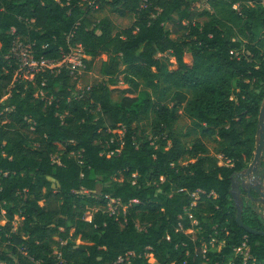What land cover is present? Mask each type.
<instances>
[{
    "label": "trees",
    "instance_id": "trees-1",
    "mask_svg": "<svg viewBox=\"0 0 264 264\" xmlns=\"http://www.w3.org/2000/svg\"><path fill=\"white\" fill-rule=\"evenodd\" d=\"M262 2L0 0V264H264L232 196L264 99ZM105 10L133 22L115 32ZM16 39L51 60L80 46L100 79L78 94L65 70L15 83ZM120 81L131 97L113 104ZM181 115L200 137L181 141Z\"/></svg>",
    "mask_w": 264,
    "mask_h": 264
},
{
    "label": "built area",
    "instance_id": "built-area-1",
    "mask_svg": "<svg viewBox=\"0 0 264 264\" xmlns=\"http://www.w3.org/2000/svg\"><path fill=\"white\" fill-rule=\"evenodd\" d=\"M84 1L89 2L91 6L97 8L98 0ZM262 4L264 5V0ZM33 47L34 46L32 44H24L18 39L13 41L9 57L10 59L14 60L16 64L14 73L15 83L21 80L33 82L35 77L41 73L48 72L51 74H57L61 70L67 71L72 81L78 82V79L86 72V65L83 62L85 59H81L85 58V56L80 46H76L75 48L71 49L70 53L63 55L60 60L46 59L43 56L36 58V52ZM76 48L79 49V53L82 54L80 59H76V54L73 53V50ZM196 196L197 194L193 195L194 198ZM105 199L107 200L106 211L108 215L117 217L118 208L120 207L119 200L108 196H105ZM190 219H192L191 216ZM194 222L196 223V221ZM244 247L245 243H243L241 247L235 248L234 252L236 254H242L244 253Z\"/></svg>",
    "mask_w": 264,
    "mask_h": 264
},
{
    "label": "rangeland",
    "instance_id": "rangeland-1",
    "mask_svg": "<svg viewBox=\"0 0 264 264\" xmlns=\"http://www.w3.org/2000/svg\"><path fill=\"white\" fill-rule=\"evenodd\" d=\"M202 9H209V8L206 5H204V6H202ZM96 16L98 19L109 18L112 21V23L114 24L115 32H118V31H121L123 29L130 27V25L133 22L132 16H126L125 18H120L117 15L108 12L107 10L96 14ZM200 21H202V19H200ZM73 53L76 54V57H75L76 59L81 58L82 54L79 53V49H77V48L74 49ZM81 59L90 60V57L85 56V58H81ZM99 66H100L99 62H96L94 64V68L91 71H86L78 79V82H76L77 84H76V90L74 92L75 94H78V92L81 93L84 89L90 87L96 81H99V79H100V77L98 75ZM113 89H114L113 92H111V94H110V99H111V102L113 104H118L122 100V98H124V97H131V95L128 92H126L128 90V87L126 85H124L122 83V81H120L119 84ZM175 129H176V133H177L178 137L184 143L189 142L192 139L200 137L191 131L190 120L187 117H185L184 115L180 116L178 122L175 125ZM187 134H189V136H186ZM200 139L208 147L209 154L210 155H216L217 144L214 141H211L209 139H205L202 137ZM168 146H170V142L168 143ZM217 158L219 159V165L225 164V161L222 159L221 156H217ZM263 163H264V154L260 160V164H263ZM99 191L100 190L98 188V190H96L92 194L97 195L99 193ZM197 198H198V194L195 197V200ZM253 207L260 214H262V216L264 217V208L262 206L253 205ZM89 220H90V214L87 213L86 214V221H89ZM20 224H21V219L18 218L17 216H15L13 224H12L14 229H17L20 226ZM0 225H4V222L1 221ZM192 225H194V226L196 225V223L193 220H192ZM196 233H197V230L193 229V233H192L193 238H195ZM150 263L156 264V262L153 259H150Z\"/></svg>",
    "mask_w": 264,
    "mask_h": 264
},
{
    "label": "water",
    "instance_id": "water-1",
    "mask_svg": "<svg viewBox=\"0 0 264 264\" xmlns=\"http://www.w3.org/2000/svg\"><path fill=\"white\" fill-rule=\"evenodd\" d=\"M264 154V99L262 101L261 108L259 110V115H258V125H257V133H256V139H255V149L253 152V159L249 166L247 167L246 175H249L250 173H255L256 170L258 169L260 165V160L261 157ZM239 190L238 186H235V184H232V196L235 202V207L237 209V214H236V223L238 224L239 227L244 229L245 231L251 233V234H256V235H261L264 236V232L256 231L253 229H250L246 225L243 224L242 219H241V213L243 209V202L239 199L238 194L236 193ZM258 193H260L258 191ZM248 195H250L248 191ZM261 197H264L263 194H259Z\"/></svg>",
    "mask_w": 264,
    "mask_h": 264
},
{
    "label": "flooded vegetation",
    "instance_id": "flooded-vegetation-1",
    "mask_svg": "<svg viewBox=\"0 0 264 264\" xmlns=\"http://www.w3.org/2000/svg\"><path fill=\"white\" fill-rule=\"evenodd\" d=\"M234 184L239 187L236 193L246 203L264 208V197L259 195L260 193L264 195V165L260 164L255 173L246 175V171H244L239 174ZM248 191L250 195H248Z\"/></svg>",
    "mask_w": 264,
    "mask_h": 264
}]
</instances>
